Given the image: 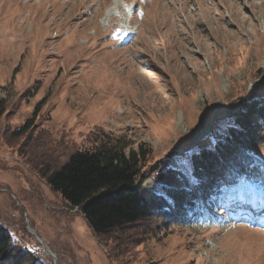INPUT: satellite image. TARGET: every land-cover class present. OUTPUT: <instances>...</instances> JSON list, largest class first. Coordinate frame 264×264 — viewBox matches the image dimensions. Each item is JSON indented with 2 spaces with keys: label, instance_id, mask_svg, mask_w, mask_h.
I'll return each instance as SVG.
<instances>
[{
  "label": "rangeland",
  "instance_id": "obj_1",
  "mask_svg": "<svg viewBox=\"0 0 264 264\" xmlns=\"http://www.w3.org/2000/svg\"><path fill=\"white\" fill-rule=\"evenodd\" d=\"M125 1L0 0V222L45 263L116 264L36 174L37 153L122 135L172 165L264 92V0ZM30 118L34 143L10 136ZM220 195L228 207L191 199L187 224H141L130 264H264V182Z\"/></svg>",
  "mask_w": 264,
  "mask_h": 264
},
{
  "label": "trees",
  "instance_id": "obj_2",
  "mask_svg": "<svg viewBox=\"0 0 264 264\" xmlns=\"http://www.w3.org/2000/svg\"><path fill=\"white\" fill-rule=\"evenodd\" d=\"M255 95L252 91L241 97L237 115L218 120L215 124L221 123L192 145L188 154H173L172 165L158 160L148 165L151 147L143 143L136 148L125 145L123 136L118 135L95 140L89 137L81 148L62 155L37 153L34 169L66 206L76 210L73 217L83 219L106 246L111 261L130 264L135 250L145 246L152 228L187 224L186 214L200 213L198 204L192 207L191 203L197 194L208 198L212 206L228 207L220 195L225 189L247 186L253 179L264 182V167L257 161L264 159V92ZM36 131L30 118L10 136H23V140L34 143ZM148 177L155 184L142 186ZM9 206L16 210L13 204ZM143 223L150 233L140 228ZM0 264L51 262L40 261L37 253L19 244L9 227L0 222Z\"/></svg>",
  "mask_w": 264,
  "mask_h": 264
},
{
  "label": "water",
  "instance_id": "obj_3",
  "mask_svg": "<svg viewBox=\"0 0 264 264\" xmlns=\"http://www.w3.org/2000/svg\"><path fill=\"white\" fill-rule=\"evenodd\" d=\"M29 229L32 231V229L30 227H29ZM44 246H45L46 251L53 257L54 262H56L57 258L55 256V254L53 253V251L49 250L45 244H44Z\"/></svg>",
  "mask_w": 264,
  "mask_h": 264
},
{
  "label": "bare ground",
  "instance_id": "obj_4",
  "mask_svg": "<svg viewBox=\"0 0 264 264\" xmlns=\"http://www.w3.org/2000/svg\"><path fill=\"white\" fill-rule=\"evenodd\" d=\"M116 1H117V0H116ZM123 1L126 3V1H125V0H123ZM118 2H119V1H118ZM124 2H123V3H124ZM134 3H135V2H134ZM116 5H117V3H116ZM109 12H110V11H109ZM109 12H108V14H109Z\"/></svg>",
  "mask_w": 264,
  "mask_h": 264
}]
</instances>
